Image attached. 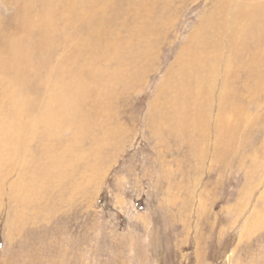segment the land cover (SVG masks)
<instances>
[{
  "label": "rangeland",
  "instance_id": "obj_1",
  "mask_svg": "<svg viewBox=\"0 0 264 264\" xmlns=\"http://www.w3.org/2000/svg\"><path fill=\"white\" fill-rule=\"evenodd\" d=\"M0 264H264V0H0Z\"/></svg>",
  "mask_w": 264,
  "mask_h": 264
},
{
  "label": "bare ground",
  "instance_id": "obj_2",
  "mask_svg": "<svg viewBox=\"0 0 264 264\" xmlns=\"http://www.w3.org/2000/svg\"><path fill=\"white\" fill-rule=\"evenodd\" d=\"M50 16V15H49ZM53 16V15H52ZM13 111H15L14 109H13ZM14 118H17V116L16 117H14ZM16 121V120H15ZM35 124V123H34ZM44 144V143H43ZM34 145V144H33ZM46 146V145H45ZM21 159V158H20Z\"/></svg>",
  "mask_w": 264,
  "mask_h": 264
}]
</instances>
